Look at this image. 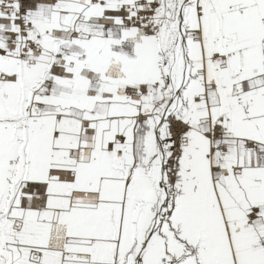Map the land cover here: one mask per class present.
<instances>
[{"label": "snow or ice", "instance_id": "snow-or-ice-1", "mask_svg": "<svg viewBox=\"0 0 264 264\" xmlns=\"http://www.w3.org/2000/svg\"><path fill=\"white\" fill-rule=\"evenodd\" d=\"M0 264H264V0H0Z\"/></svg>", "mask_w": 264, "mask_h": 264}]
</instances>
